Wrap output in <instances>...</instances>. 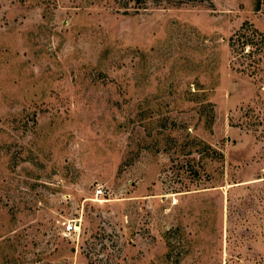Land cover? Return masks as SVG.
<instances>
[{"label": "rangeland", "instance_id": "1", "mask_svg": "<svg viewBox=\"0 0 264 264\" xmlns=\"http://www.w3.org/2000/svg\"><path fill=\"white\" fill-rule=\"evenodd\" d=\"M243 26L264 0H0V264H264Z\"/></svg>", "mask_w": 264, "mask_h": 264}, {"label": "trees", "instance_id": "2", "mask_svg": "<svg viewBox=\"0 0 264 264\" xmlns=\"http://www.w3.org/2000/svg\"><path fill=\"white\" fill-rule=\"evenodd\" d=\"M190 1H196V0H179L180 4L190 2ZM179 5V4H176ZM231 46L240 52H243L245 50V47L247 45L256 46L255 50H251L248 53H246V57H255L258 53H261L264 50V36L262 34H259L257 31H247L245 26L242 27L241 31H239L235 36H233L231 39ZM245 52V51H244Z\"/></svg>", "mask_w": 264, "mask_h": 264}, {"label": "built area", "instance_id": "3", "mask_svg": "<svg viewBox=\"0 0 264 264\" xmlns=\"http://www.w3.org/2000/svg\"><path fill=\"white\" fill-rule=\"evenodd\" d=\"M74 228H76V227H74L73 225H68L67 228H66V231L67 232H72L74 230Z\"/></svg>", "mask_w": 264, "mask_h": 264}]
</instances>
